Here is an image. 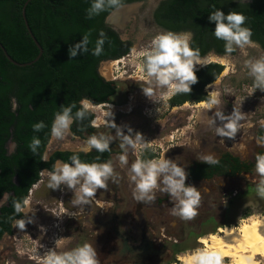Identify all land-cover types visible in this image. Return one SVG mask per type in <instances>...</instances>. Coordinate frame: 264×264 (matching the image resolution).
I'll return each instance as SVG.
<instances>
[{"label": "trees", "instance_id": "trees-1", "mask_svg": "<svg viewBox=\"0 0 264 264\" xmlns=\"http://www.w3.org/2000/svg\"><path fill=\"white\" fill-rule=\"evenodd\" d=\"M26 0H0V42L8 53L19 62H28L37 57L39 47L32 39L23 17ZM138 0H123V4ZM89 0H31L26 7L30 26L43 47L39 60L31 65L20 66L11 62L0 46V201L8 194L0 206V241L13 231V223L25 214L16 215L14 200L30 196L32 186L42 178L40 171L51 169L61 159L68 162L73 153H79L82 161L99 162L111 159L110 152L99 153L80 150L58 149L48 161L41 160L52 138L51 124L54 113L61 105L67 106L88 97L94 104L111 102L118 92L116 83L107 79L100 71L105 60L119 59L133 48V41L122 38L120 32L106 21L112 10L102 12L91 19L86 9ZM220 8L225 14L230 11L243 12L247 26L253 30L252 39L264 48V0H160L153 18L160 28L175 32L192 31L201 56L210 52L224 55V41L212 34L215 23L208 20L210 12ZM106 33L103 52L92 54L100 31ZM91 32L89 52L69 57V47ZM237 50L232 54H236ZM224 64L212 61L197 69L198 83L191 93H180L170 97L171 105H181L187 101L207 100L206 86L217 80L224 70ZM76 109H73L75 112ZM95 113L84 121L74 122L71 132L77 136L93 134L96 127L91 125ZM44 121L48 126L39 133L32 125ZM38 136L42 144L40 155H34L28 147L33 136ZM15 147L11 150V144ZM156 157L148 150L142 158ZM234 172V171H233ZM173 260L161 264H173L176 255L185 250L178 244L170 247Z\"/></svg>", "mask_w": 264, "mask_h": 264}, {"label": "rangeland", "instance_id": "rangeland-1", "mask_svg": "<svg viewBox=\"0 0 264 264\" xmlns=\"http://www.w3.org/2000/svg\"><path fill=\"white\" fill-rule=\"evenodd\" d=\"M159 1L145 0L139 4H133L136 7L129 19L125 21V25L123 27L116 26L124 39L133 41L132 50L119 58L120 62H116V59L105 60L100 66L101 73L107 79L114 81L118 87V92L112 97L111 102H108L115 106V109L112 107L115 122L117 125H129L135 131L142 132L145 138L150 141L151 147L143 151L139 147L135 150L129 148L128 165L121 166L119 155L123 149H121L118 139L114 141L111 159L114 163V170L118 174V192L113 193L111 184L114 182L110 180L106 189H98L89 205L74 207L71 203V200L75 198L72 190L66 187L63 191L49 189L47 178L42 177L43 180L39 187L28 197L30 209L35 210L34 216L31 212L28 213L29 216H32L33 222L26 223L25 229L21 230L16 226L18 219L14 221L13 231L5 234L0 241V264H39L37 254L43 255L47 250L55 247L57 251L75 248L67 245L66 237L81 238L78 245L88 242L87 234L91 233L89 229L93 225L100 230L101 247H95L99 264H161L173 260L170 247L174 244L185 247L184 251L176 255V262H173V264H182L180 255L194 248H203L200 237L213 233L208 231L199 237L184 236L179 233L182 219L170 215L169 218H165L168 219L167 224H163L162 219L157 221L156 233L147 235L145 247H134L133 250L128 247H106L108 242L103 236L113 226L112 220L115 211H118V214L123 217L124 209L118 202L120 198H126L130 193L133 195L134 183L130 180L128 172L131 163L137 158H142L148 150L155 149L156 157L154 158L163 155L166 158L181 160L188 157V152L193 151L194 147L201 146L203 139L210 137L227 143L229 147H239L240 143H243L244 149H250L253 146L252 137L256 133L261 135L264 131L259 123L264 120V92L257 89L251 93L252 78L248 76L247 68L244 67L246 59L264 56V50L258 44V47L246 46L244 49H237L236 54L225 55L227 63H224L225 68L222 74L217 80L210 83L221 93L222 103L219 107L226 115L230 114L234 107L245 113V120L241 122L243 127L235 138H222L215 134V128L208 124L215 109L204 108L202 102L206 100L187 101L174 106L169 102L170 98L166 103H156L143 93L142 88L148 85L140 79L139 65L142 58L136 53L147 48L152 36L162 30L153 18V11ZM104 67L109 75L104 74ZM200 67L198 65L197 69ZM207 86L206 91H211L212 89ZM154 91L161 92L163 90L154 88ZM103 118L105 119V116ZM98 124L100 127H96L94 133L105 132L115 135V129L105 127L101 121ZM90 135L92 134L86 133L84 136H77L71 132L63 140L52 137L46 149L48 157L57 149L80 150ZM238 136L241 138L236 139ZM248 139H250L249 142ZM237 142L238 144H236ZM238 179L230 180L228 187L230 189L240 187L242 181ZM198 189L201 195L209 197L211 189L209 185H205L203 189L198 187ZM253 196L258 197L257 194H253ZM260 199L235 203L233 205L235 210L230 211V214L237 211V217L226 225L239 224L243 219L253 215H264ZM113 201L118 202L116 203L117 208L109 210ZM203 206L200 205L199 209ZM62 209L63 211H61ZM199 209L198 215L201 212ZM72 212H75L76 215H69ZM140 238V235L133 238L134 246L140 243ZM57 240L58 245L56 246ZM224 264H229V258H224Z\"/></svg>", "mask_w": 264, "mask_h": 264}, {"label": "clouds", "instance_id": "clouds-1", "mask_svg": "<svg viewBox=\"0 0 264 264\" xmlns=\"http://www.w3.org/2000/svg\"><path fill=\"white\" fill-rule=\"evenodd\" d=\"M239 2L245 4L246 0H239ZM122 7L123 0H89L86 13L91 19L102 12L109 10L115 12ZM247 19L243 12L238 11L225 14L220 8H216L210 12L208 20L215 23L212 34L218 40L224 41L226 56L246 46L258 47L252 39V28L246 24ZM90 36V31L84 33L80 41L69 47L70 59L78 54L89 52ZM105 40L106 33L101 30L92 49L93 55L102 54ZM136 55L142 58L139 65L140 79L148 85L142 88L143 93L156 103H166L170 97L180 93H191L192 86L198 83L197 66H207L209 63L208 57L201 56V50L195 44L194 33L190 30L181 32L161 30L152 36L148 47L140 50ZM244 67L247 68L248 76L252 78L251 93L257 89L264 92V56L246 59ZM207 87L212 90L208 91L203 107L208 110L215 109L208 121L209 126L215 128V134L219 137L235 138L243 127L241 122L245 120V113L234 107L233 111L226 115L219 107L222 103L221 93L215 89L214 85L210 84ZM154 88L163 91L156 92ZM98 108L105 109L103 124L107 128L115 129V135L105 132L94 133L86 139L80 151L87 153L95 149L99 153L110 152L111 145L118 139L123 149L119 155V163L121 166H126L129 148L135 150L139 147L143 151L151 147L150 141L142 132L135 131L129 125H117L110 103L95 105L88 97L79 101V107L75 101L67 106H60V110L54 113L51 136L57 140H63L71 133L74 122L84 121ZM73 109L76 111L73 112ZM90 123L93 127H100L97 120H91ZM259 123L264 128V120ZM47 126L41 120L34 123L32 128L35 133H39ZM253 139L256 145L264 146V135L254 136ZM41 144V139L34 135L28 147L34 155H40ZM48 159L47 152L43 153L41 160L47 162ZM99 159L97 157L93 162H86L81 160L78 152L73 153L68 162L57 160L51 169L41 170L40 175L47 178L49 189L63 191L66 187L72 190L75 198L71 200V203L74 207L89 205L98 189H106L110 180L114 183L118 182L113 160L99 162ZM198 160L208 165H216L220 162L214 153L202 154ZM187 167L186 161L181 163L177 159L166 158L163 155L151 159H135L128 169L130 180L134 183V199L145 204H154L158 192L166 193L172 201L171 215L185 221L194 219L198 215L202 197L200 190L194 184L186 183L189 176ZM253 172L259 177L258 181H255L256 193L264 198V151L255 153ZM32 187L35 189L39 187V184H34ZM13 208L16 215L25 214L16 220V226L19 229L23 230L26 223L33 222L32 216L28 213L31 212L34 216L35 210L30 209L28 197L14 200ZM69 215L75 216L76 213L72 212ZM41 227L43 229V226ZM221 238H230V242L241 239L239 233L234 235L230 231ZM224 255V252L216 247L194 248L183 257V264H224ZM254 255L239 256L234 264H258ZM37 257L39 264H99L97 249L89 242H84L67 251H57L55 247L47 250L43 255L37 254Z\"/></svg>", "mask_w": 264, "mask_h": 264}, {"label": "flooded vegetation", "instance_id": "flooded-vegetation-1", "mask_svg": "<svg viewBox=\"0 0 264 264\" xmlns=\"http://www.w3.org/2000/svg\"><path fill=\"white\" fill-rule=\"evenodd\" d=\"M138 1L127 2L124 4H130ZM161 29L165 30L163 28ZM256 43L264 50L258 42ZM101 104L105 103L95 105ZM96 114V119H94L97 120V123H99L101 120H98V117L103 118L104 112L98 113L96 111ZM101 122L103 123V121ZM258 135V133L255 134V136ZM261 135H264V131ZM253 137V146L250 149H244L243 143H240L239 147H229L227 143L213 137L203 139L201 146L194 147L195 149L193 148V151L188 152V157L179 160L181 163L186 161L188 164L186 170L189 172V176L186 183L194 184L197 188L199 187L201 189L205 188V185H209L211 187L208 198L201 195V205L204 206L199 209L201 210L199 215L189 221L181 220L182 223L179 233L187 237H199L205 235L208 231H217L219 227L225 226L230 220H234L237 217V211H235L232 215L230 214V211L232 212V210H235L233 208L235 203L237 204L242 201L245 202L246 200L261 198L260 196H253V194H257L255 181H258L259 179L253 172V168L255 166V153L264 151V146L256 145ZM238 138L241 137L238 136L236 139ZM249 141L250 139H248V142ZM236 144H238V142ZM209 153H214L219 158V164L208 165L207 163L198 160L202 154ZM234 178H239L238 180L242 181L244 185L242 186L241 183L240 187L230 189L228 187V182ZM117 184L118 183L111 184L113 193L118 192ZM131 194L132 193H130L126 198H120L118 201L122 205V209H124L123 217L118 214V211L114 212L112 220L113 226L105 235H103L105 236L104 239L108 242L106 247H128L130 250H133L134 247H145L147 244V235L149 233H156L158 227L156 224L157 221L162 219L161 221L163 224H167L166 221L168 219L165 218H169L171 215L170 209L172 207V201L166 193L158 192L157 200L154 204L138 202ZM126 199L128 200L126 201ZM259 201L263 205L262 211L264 212V198H261ZM118 202L113 201L110 204L109 210L110 208H114L116 210V203ZM243 213L245 214V212ZM89 231L91 233L87 234L88 238L86 240H88V242L94 247H101L99 228L93 225ZM138 235L141 236L140 243L134 246L132 243L133 238ZM80 239L81 238L78 237H66L67 245L69 247H77Z\"/></svg>", "mask_w": 264, "mask_h": 264}, {"label": "bare ground", "instance_id": "bare-ground-1", "mask_svg": "<svg viewBox=\"0 0 264 264\" xmlns=\"http://www.w3.org/2000/svg\"><path fill=\"white\" fill-rule=\"evenodd\" d=\"M135 7V5L124 6L118 11H115L111 15L110 19L112 21L110 24L114 26H119L124 20L130 17ZM209 59L218 60L223 64L227 63V59L224 56H212ZM115 61L120 62V59H116ZM105 69L106 68L104 67V74L109 75V72L105 71ZM226 72L227 70L225 71V73ZM202 104H204V102H202ZM111 105L115 109L114 104ZM97 112L101 113L105 111L103 109L98 108ZM99 119L101 121H104V118L98 117V120ZM35 189H33V191H35ZM229 231L232 232L234 235L236 233H239L241 239L237 242H230V238L222 239L221 237ZM200 242L203 244V247H216L217 249L222 250L225 254L224 258H229V264H234V261L239 256L253 254H255L254 258L255 261L258 262V264H264V215H253L249 218L243 219L239 224H229L221 226L218 228L217 231L207 236L200 237ZM187 253L180 255L179 258L182 262L183 257Z\"/></svg>", "mask_w": 264, "mask_h": 264}, {"label": "water", "instance_id": "water-1", "mask_svg": "<svg viewBox=\"0 0 264 264\" xmlns=\"http://www.w3.org/2000/svg\"><path fill=\"white\" fill-rule=\"evenodd\" d=\"M30 1H31V0H26V1H25L22 12H23V17H24V20H25V24H26V26H27V29H28V31H29V33H30L32 39L35 41L36 45H37V46L39 47V49H40V52H39V54L37 55V57H36L35 59L31 60V61H28V62H19V61L15 60V59H14V58L8 53V51L6 50L5 46L0 42V46H1V48L3 49V51L5 52L7 58H8L11 62H13L14 64H16V65H20V66H27V65H31V64H33L34 62H36L37 60H39L40 57H41L42 54H43V47H42L41 43L39 42V40L37 39L36 35L34 34L32 28H31V26H30V23H29V21H28L27 15H26V7H27V5H28V3H29ZM141 2H142V1L133 2V3H130V4H124L123 7H124V6H130V5H133V4H139V3H141ZM113 13H114V12L111 11V12L109 13V15L107 16L106 21H107L108 23H111L112 20H111L110 18H111V15H112ZM128 19H129V18H128ZM126 20H127V19H126ZM126 20H124V21L119 25V27H123V26L125 25V21H126ZM113 27H114L116 30H118L116 26H113ZM122 38H123V37H122ZM212 56L222 57V56H225V55H220V54H217V53H215V52H210V53H208L206 56H203V57H208V58H210V57H212ZM212 61H216V60H214V59H213V60H212V59H209V62H212ZM216 62H217V61H216ZM11 147H12L11 150H13L14 147H15V144L12 143V144H11ZM58 160L64 162V161L61 160V159H58ZM42 180H43V179L41 178L37 184H40V182H41ZM32 192H33V188H32V190L30 191V194H31ZM7 197H8V194H6V195L1 199V201H0V206H1V205L7 200Z\"/></svg>", "mask_w": 264, "mask_h": 264}]
</instances>
